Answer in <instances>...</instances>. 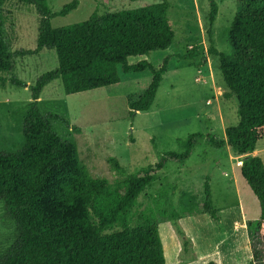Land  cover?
<instances>
[{
  "label": "trees",
  "instance_id": "obj_1",
  "mask_svg": "<svg viewBox=\"0 0 264 264\" xmlns=\"http://www.w3.org/2000/svg\"><path fill=\"white\" fill-rule=\"evenodd\" d=\"M14 1L33 6L40 20L35 49L17 54L54 50L58 64L28 87L30 101L23 107L24 142L15 151L0 152V201L16 229L14 241L0 256V264H165L158 229L161 222L173 220L176 224L181 217L198 213H207L219 222L218 209L212 204L210 178L205 177L198 210H185L183 214L171 210L162 221L156 214L165 211H150L132 224L134 209L144 188L169 163L183 164L199 138L215 151L214 162L227 151L241 157V176L260 207L257 218L246 220L251 252L248 264H264V164L252 154L264 137V0L240 1L222 37L230 52L213 44L215 0H209L206 51L197 44L176 52L170 50L174 31L167 0L132 9L93 12L83 21L56 28L51 26V19L74 10L77 0L53 12L47 0ZM2 25L0 17V31ZM12 55L0 39V85L7 81L5 74L12 67ZM208 55L216 56L217 69L236 96L237 124L227 126L224 135L188 134L179 140L181 151H157L147 166L132 173L109 156L112 168L122 176L112 184L106 178L91 176L80 162L76 145L57 134L53 120L66 125L67 120L53 112L43 114L38 106L41 92L56 79H60L65 94H72L116 84L129 72L148 70L147 87L129 103V114L133 116L151 107L173 58L192 61L199 67ZM9 81L25 85L15 77ZM153 146L156 149L155 143ZM206 264L218 263L209 260Z\"/></svg>",
  "mask_w": 264,
  "mask_h": 264
},
{
  "label": "rangeland",
  "instance_id": "obj_2",
  "mask_svg": "<svg viewBox=\"0 0 264 264\" xmlns=\"http://www.w3.org/2000/svg\"><path fill=\"white\" fill-rule=\"evenodd\" d=\"M70 1L47 0V4L53 12ZM77 1L74 10L53 17L51 26L56 28L83 21L93 12L101 14L132 9L161 0ZM240 1L215 0L217 15L212 39L214 46L225 52H230V46L222 37L231 25ZM167 2L168 19L174 31L171 52L185 51L197 44L206 51L209 44V0ZM0 17L3 22L0 39L13 54L12 67L5 74L7 81L0 85V152H12L24 142L23 107L30 101L29 85L58 63L54 50L17 54L36 47L40 20L33 6L3 0L0 2ZM170 63L151 107L133 116L129 114V103L147 87L150 81L148 70L129 72L116 84L72 94H65L60 79H56L41 92L39 109L43 114L53 112L67 120V125L60 120H53V125L63 140L76 145L80 162L91 176L115 183L122 176L112 168L109 156L115 157L128 173H132L147 166L157 151H181L179 140L188 134L215 132L224 135L225 128L239 120L236 96L226 87L217 69L216 56L208 55L206 63L199 67L189 60L173 58ZM11 77L25 82V85H13L9 81ZM215 155L204 139L199 138L193 153L183 164L169 163L138 197L132 224L150 211H165L156 214V218L162 221L170 216L171 210L183 214L185 210L200 209L203 183L206 176L210 178L212 204L218 209L219 222L206 214L192 215L186 221L177 220V225L173 220L161 222L159 233L165 264H206L213 254L226 251L227 246L239 248V230L234 234L230 227L237 217L238 203L245 208L248 218H257L260 214L258 200L241 176L238 166L241 157L229 152L214 162ZM255 155L264 164V137L258 141ZM15 235V223L0 201V256L12 244ZM216 244L217 249L213 252ZM247 245L249 253L238 249L237 254L245 264L251 260L249 241Z\"/></svg>",
  "mask_w": 264,
  "mask_h": 264
},
{
  "label": "crops",
  "instance_id": "obj_3",
  "mask_svg": "<svg viewBox=\"0 0 264 264\" xmlns=\"http://www.w3.org/2000/svg\"><path fill=\"white\" fill-rule=\"evenodd\" d=\"M227 153H229V151H227ZM252 154H256V150ZM236 209H238L237 217L235 219H233L230 227H231L232 233H234V234H236L237 231L239 230V233L237 236H239L238 239H239L240 247L238 248V246L236 247V245L234 247L227 246L226 251H224L222 253L213 254L211 256V258H213V260L216 261L218 264H245V261H243L242 257L237 256V254H239L238 249H241V251H244V253H246V251H247V253H249L248 252L249 249H248V245H247L248 237H247V231H246V220L248 219V217L246 215L245 208L243 206H240L239 203H238V206ZM198 214L208 215L207 213H198ZM193 215H197V214H193ZM191 216L192 215H186V216L181 217L179 220L186 221L187 218H189V220H190ZM159 225H158V229H159ZM160 238H161V236H160ZM216 249H217V244H216V247L213 250V252ZM226 253H228V255H226ZM230 255H231V258L228 257ZM211 258H210V260H211ZM239 259H240V261H239ZM207 262L208 261H206V263Z\"/></svg>",
  "mask_w": 264,
  "mask_h": 264
}]
</instances>
